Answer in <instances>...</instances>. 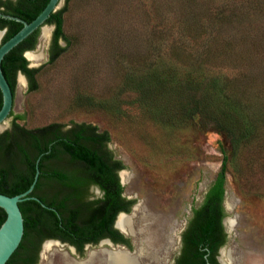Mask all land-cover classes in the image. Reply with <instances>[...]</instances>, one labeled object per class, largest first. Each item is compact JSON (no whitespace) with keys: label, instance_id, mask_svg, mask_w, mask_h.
Masks as SVG:
<instances>
[{"label":"rangeland","instance_id":"obj_1","mask_svg":"<svg viewBox=\"0 0 264 264\" xmlns=\"http://www.w3.org/2000/svg\"><path fill=\"white\" fill-rule=\"evenodd\" d=\"M64 7L68 42L60 43L67 50L49 63L55 29L50 26L49 37L41 35L29 51L42 57L29 60L30 66L42 70L36 91H29L28 81H18L13 113L25 116L20 123L30 129L88 123L110 134L109 149L126 167L124 195L139 202L131 226L153 217L154 231L164 232L162 245L147 228L136 237L132 256L144 254L145 264H172L186 214L202 204L227 157L229 241L220 257L231 264H264V0H65ZM182 24L194 26L187 40L178 35ZM215 37L212 59L196 64V56ZM174 43L179 57L191 65L170 58L168 45ZM161 60L183 67L180 72L196 71L192 76L203 77L204 84L211 77L237 78L240 95L250 101L249 117L258 121L247 124L248 137L236 140L199 115L183 120L178 109H173L177 123L147 110L139 101L138 81L155 72L154 63ZM152 234L155 240L149 244ZM47 243L38 264H49L52 257L63 264V253L81 262L93 251L112 250L97 245L78 256L71 245L55 242L45 251Z\"/></svg>","mask_w":264,"mask_h":264},{"label":"trees","instance_id":"obj_2","mask_svg":"<svg viewBox=\"0 0 264 264\" xmlns=\"http://www.w3.org/2000/svg\"><path fill=\"white\" fill-rule=\"evenodd\" d=\"M71 1L66 0L67 4ZM49 2L0 0V13L31 23ZM66 10L67 7L57 10L46 22L55 28L49 63H55L67 50L60 43L61 40L68 42L65 35ZM23 26L22 22L0 16V30L4 32L0 46L14 37ZM193 29L192 25L182 24L178 35H183L187 40L192 37ZM40 36L41 29L3 60L2 69L14 95L19 72L27 77L30 92L38 89L37 77L42 69L31 68L25 53L36 49ZM216 39H210L208 47H203L196 56V64L209 63L214 55L213 49L218 46ZM170 43L171 40L167 44ZM177 45H168L172 51L168 54L170 58L179 64L182 62V66L191 65L185 61V57H179ZM154 66L155 72L141 76L138 81L139 101L147 110L156 112L164 122L177 123L173 109H178L183 114V120L199 115L206 121L221 125L236 140L248 137L245 134L248 123L255 125L258 122L249 117L250 101L240 95L237 78L211 77L204 84L203 77H200L202 81H199V77L194 79L192 73H197L194 70H187L190 73L187 75L188 72L178 71H184L183 67L165 65L163 60L161 64L154 63ZM2 105L0 90V110ZM11 117V128L0 134V193L13 197L27 192L34 183L37 166L40 176L29 195L31 199L20 203L25 219V234L20 247L7 264H37L41 245L46 239L67 242L76 246L81 254L86 244L97 245L106 236L131 246L129 240L112 229L118 214L130 212L134 201L123 197L124 186L118 172L126 167L109 149L110 134L88 123H73L67 129L61 123L30 129L20 123L25 120L24 115H14L12 111ZM92 185L104 191L102 198L90 200ZM226 185L227 157L187 232L188 243L195 244V248L202 244L210 249L209 260L212 264H218L215 257L226 243L222 224ZM6 218V212L0 208V228ZM208 252L197 251L195 258L201 264H208L204 259Z\"/></svg>","mask_w":264,"mask_h":264},{"label":"water","instance_id":"obj_3","mask_svg":"<svg viewBox=\"0 0 264 264\" xmlns=\"http://www.w3.org/2000/svg\"><path fill=\"white\" fill-rule=\"evenodd\" d=\"M64 1L65 0H50L49 4L44 9V11L31 23L23 21L20 18H16L10 15H3L2 13H0V16H3L4 18L7 19H12L22 22L24 25L23 28L14 37H12L6 43L0 46V90L3 95V105L0 110V134L4 133L6 130L9 129L7 123L12 121L13 117H11V113L14 110V105H15V95L2 69L3 60L7 54H9L14 48H16L23 41H25L30 35H32L37 30L41 29V35H42L51 26L46 24L47 20L51 17L52 13L61 9ZM27 53L29 52H26L25 56L28 59ZM20 79L22 81H27L24 75H20ZM39 176H40V169L37 166V172L35 175L34 183L27 192L13 197L0 193V208L4 209L7 215L5 222L0 228V264H7L10 261V259L12 258L14 253L18 250V248L20 247L23 241V237L25 234V219L20 207V203H22L27 199H31L29 195L33 192L35 185L39 180ZM122 184L124 185L123 181ZM37 200L39 201V199ZM121 215H125V214L123 213ZM153 223L154 221L152 220L151 222L149 221L146 222L145 229L148 228L147 226L149 225L152 226ZM225 226H226V221H225ZM153 228L154 227L152 226V230L150 228L148 231L153 232L154 231ZM51 242H55L60 245L67 246V244H63L61 241H51ZM100 245L110 246L112 248V250L110 251H124L129 253L130 255H132L133 252L132 250L126 247L115 246L110 240H103L100 243ZM90 247L91 246L89 245L87 249ZM70 249L72 254L77 255V250L75 247L70 246ZM224 249H225L224 247L221 249V254H223ZM220 261L222 264H231V261L223 262L221 257H220Z\"/></svg>","mask_w":264,"mask_h":264},{"label":"flooded vegetation","instance_id":"obj_4","mask_svg":"<svg viewBox=\"0 0 264 264\" xmlns=\"http://www.w3.org/2000/svg\"><path fill=\"white\" fill-rule=\"evenodd\" d=\"M26 54V53H25ZM29 60V59H28ZM31 67V66H30ZM31 68H35V67H31ZM20 75H24L22 72H19L18 73V76H17V84H18V81L20 80ZM25 76V75H24ZM25 78L27 79V77L25 76ZM27 81H28V79H27ZM29 83V82H28ZM16 91H17V85H16V90H15V97H16ZM117 159V158H116ZM125 170V169H124ZM124 170H120L119 172H118V174H119V178H120V181H121V184H122V179H121V173L124 171ZM123 177H124V173H123ZM124 180V179H123ZM125 182V181H124ZM123 185V184H122ZM124 186V185H123ZM209 191V190H208ZM208 191L206 192V195H207V193H208ZM89 195H90V200H95V199H99V198H102L103 196H104V191L103 190H101V188H99L98 186H95V185H92L91 187H90V190H89ZM206 195H205V198H204V200H203V202H202V204L200 205V206H196V203L194 204V205H192V209H191V212H190V214L188 213V214H186V217L188 216V220H187V224H186V227H185V229L183 230V232L181 233V235H180V239H179V248H178V251H177V253H175V255H174V257H173V260L171 261L172 262V264H201V261H199V260H197L196 258H195V256H196V254H197V251H200L201 253H204V252H208V251H210V249L209 248H206L204 245H202V244H200L197 248H195V244H193V243H188L187 242V232H188V230H189V228H190V226H191V224H192V222L195 220V218H196V213H197V211L200 209V208H202V206L204 205V202H205V200H206ZM226 195V194H225ZM123 197L125 198V199H127L128 201H134V204L132 205V207H131V210H130V212H120L119 214H118V216H117V218H116V221H115V224L113 225V230H117L120 234H122L123 236H124V238L126 239V240H129L130 241V245L131 246H129V244H127L126 242H124V241H119V240H115V239H113V238H111V237H105V238H102L99 242H98V244L97 245H100V243L103 241V240H110L115 246H121V247H126V248H128V249H130V250H132V251H134V246H135V239H136V237L138 238V235L139 236H141V233H144V231H145V223L146 222H148L149 220H150V222H151V219L149 218H147V217H144L142 220H140V223H137V227H135V225L133 224V233H131V231H130V229H128V230H122L121 228H119L118 227V221H119V218H120V216H121V214H125L126 216H129V217H131V216H133L134 215V211H135V208L139 205V202H136V200L135 199H129V198H127L124 194H123ZM196 201V200H195ZM194 201V202H195ZM224 201H225V199H224ZM223 207H224V213H225V204H224V202H223ZM138 209H139V207H137V211H138ZM152 215H154V216H156V215H158L157 213H154V214H152ZM160 216V215H159ZM132 218V217H131ZM225 218H226V214H225V217H224V219H223V221H222V224H223V227H224V232H225V234H226V243L224 244V246H222L219 250H218V252H217V255H216V257H215V259L217 260V263L218 264H222L221 263V261H220V256H221V249L223 248V247H225L227 244H228V241H229V235H228V231H227V229H226V226H225ZM133 219V218H132ZM152 221H154V219H153V217H152ZM159 222H161V220H159ZM154 224H155V221H154V223L152 224V226L154 227ZM152 226H150V227H148L147 229L149 230L150 228H151V230H152ZM154 230H155V227L153 228ZM150 230V231H151ZM163 230H161V229H159V227L156 229V231H153V234L154 233H157L158 234V240L160 241L159 243L162 245V243H161V238L162 237H164V232H162ZM152 232V231H151ZM134 233H136V234H134ZM152 234V235H153ZM171 237V236H170ZM155 240V237H154V235L151 237V238H149V240L147 241V242H150L149 244H152L154 241H152V240ZM50 241H61V240H56V239H46L43 243H42V245H41V249H40V252H39V255H38V257H39V259H40V257H41V251H42V247L44 246V244L46 243V242H50ZM63 244H67V246H70V244L69 243H67V242H63V241H61ZM164 243V242H163ZM91 246V247H93V246H97V245H95V244H91V243H89V244H86L85 246H84V252H85V250H86V248L88 247V246ZM72 246V245H71ZM73 247H75L76 248V250H77V255L78 256H80V255H82L81 253H80V251L78 250V248L76 247V246H73ZM198 249V250H197ZM84 254V253H83ZM209 256H210V253L208 252L206 255H204V259L205 260H207V263L208 264H212L211 263V261L209 260ZM149 258H152L151 256H149ZM39 259H38V262H39ZM38 262H37V264H38ZM142 263H143V261H141ZM143 264H145V263H143ZM254 264V263H253Z\"/></svg>","mask_w":264,"mask_h":264},{"label":"bare ground","instance_id":"obj_5","mask_svg":"<svg viewBox=\"0 0 264 264\" xmlns=\"http://www.w3.org/2000/svg\"><path fill=\"white\" fill-rule=\"evenodd\" d=\"M42 35H43L42 36L43 40L48 38L50 35L49 28ZM1 36H2V33H0V39H1ZM27 57L29 58V60H33V61H38L42 59L41 56L35 55L33 52L27 53ZM131 217L126 216V215H121L118 221V227L121 228L122 230L130 229L131 233H133L134 232L133 227L131 226L133 219ZM232 225H233L232 220H229L228 226L231 228ZM53 245H54V242H48L45 245V251H50V249L52 250ZM55 251L56 250H54L53 252ZM143 256L140 255L136 257L124 251H110L108 249H101L99 251L91 252L88 258L81 262H77V261L70 259L69 256L64 253L62 254L61 257L63 258V264H143L141 262V258H143ZM228 256L230 257V254H228ZM222 260L223 262H225L224 258ZM49 264H55V258L52 257Z\"/></svg>","mask_w":264,"mask_h":264}]
</instances>
